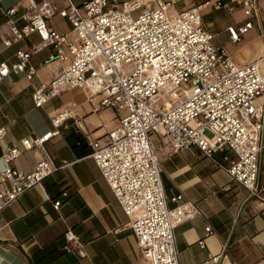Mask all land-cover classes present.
<instances>
[{
    "label": "built area",
    "instance_id": "2783aa9c",
    "mask_svg": "<svg viewBox=\"0 0 264 264\" xmlns=\"http://www.w3.org/2000/svg\"><path fill=\"white\" fill-rule=\"evenodd\" d=\"M60 1L62 5L58 0H20L19 5L0 7L10 32L2 39L4 46L33 33L40 39L27 49H17L15 62L0 63V82L10 72L32 81L37 68L30 57L43 48L52 50L47 62H64L69 56L48 82L34 86L33 105L41 107L67 89L88 87V102L99 96L93 110L112 108L119 113L104 141L86 134L89 156L129 217L141 256L150 264H179L174 229L201 210L182 193L166 195L152 134L164 137L173 152L197 146L247 189L248 198L264 205V182L259 179L264 52L254 61L238 64L213 44V34L202 22L203 9H241L246 20L227 27L231 41H239L258 20V0H202L176 12L171 9L187 0ZM54 15L66 19L70 31L56 30L49 23ZM260 30L264 37L261 26ZM69 119L82 128L65 108L50 117L53 129L23 137L21 147H3L6 128L0 126L1 157L6 163L0 171V212L56 168L70 164L63 160L55 165L44 148ZM31 149L42 153L32 170L10 164ZM53 205L58 209L61 201L56 199ZM211 230L205 226L207 235ZM64 237L67 248L79 250L70 228ZM199 244L203 246V240ZM220 256L209 255L199 264H219Z\"/></svg>",
    "mask_w": 264,
    "mask_h": 264
},
{
    "label": "crops",
    "instance_id": "0c3cea01",
    "mask_svg": "<svg viewBox=\"0 0 264 264\" xmlns=\"http://www.w3.org/2000/svg\"><path fill=\"white\" fill-rule=\"evenodd\" d=\"M200 1H180L171 12ZM19 3L20 0H0V7ZM258 4V20H253V27L242 33L239 41H231L227 27L232 25L226 26L229 43L236 48L231 52L220 48L238 64L254 61L264 52L260 30L261 26L264 32V0H258ZM211 10H202V22L209 32L212 23L204 20V16ZM233 11L241 16L234 26L237 27L246 17L239 8ZM49 23L59 31L71 29L68 21L58 15L51 17ZM0 25V63L10 65L16 61L17 49H27L40 41L33 33L4 46L2 39L10 32L1 11ZM71 36L74 38V34ZM51 51L43 48L30 57L37 68L32 81L22 73L10 72L0 82V126L6 128L2 146L21 147L23 137L53 129L50 117L65 108L72 111L82 128L73 119L60 126V133L51 137L44 148L55 165L63 160L70 164L56 168L40 185L24 192L0 212V264H150L139 252L129 217L89 156L92 150L86 134L104 141L106 131L117 124L119 113L112 108L93 110L99 96L88 102V87L67 89L41 107L33 105L34 86L48 82L68 63L69 56L64 62H47ZM151 142L160 161L166 195L182 193L201 210V214L174 229L178 263L199 264L209 255H221L219 264H264V205L248 198L247 189L218 168L197 146L173 152L166 139L158 134L151 135ZM1 154L0 146V171L6 166ZM41 158V151L31 149L10 164L30 171ZM259 179L264 182V151ZM63 192L67 195L63 196ZM56 199L61 201L58 209L53 205ZM168 205L172 207L174 203L168 201ZM206 225L212 229L208 235ZM69 228L78 238L79 250L66 247L64 233Z\"/></svg>",
    "mask_w": 264,
    "mask_h": 264
},
{
    "label": "rangeland",
    "instance_id": "374dc122",
    "mask_svg": "<svg viewBox=\"0 0 264 264\" xmlns=\"http://www.w3.org/2000/svg\"><path fill=\"white\" fill-rule=\"evenodd\" d=\"M240 18V13L226 9H212L210 12H208V14L206 12L204 20H209L212 23V25L209 27V30L215 35L213 43L219 47H223L228 52L235 50L236 46L229 43L226 26L237 25V23L240 21Z\"/></svg>",
    "mask_w": 264,
    "mask_h": 264
}]
</instances>
